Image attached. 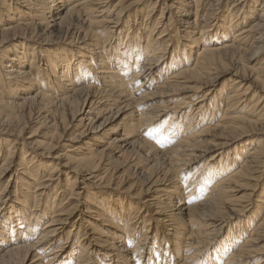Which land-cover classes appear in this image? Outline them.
I'll return each instance as SVG.
<instances>
[{"label":"bare ground","instance_id":"bare-ground-1","mask_svg":"<svg viewBox=\"0 0 264 264\" xmlns=\"http://www.w3.org/2000/svg\"><path fill=\"white\" fill-rule=\"evenodd\" d=\"M263 170L264 0H0V264H264Z\"/></svg>","mask_w":264,"mask_h":264},{"label":"rangeland","instance_id":"rangeland-1","mask_svg":"<svg viewBox=\"0 0 264 264\" xmlns=\"http://www.w3.org/2000/svg\"><path fill=\"white\" fill-rule=\"evenodd\" d=\"M228 81V76L227 77H225V78H223L221 81H220V83H219V85H216V87H215V89L217 90V89H219L220 87H221V85L223 84V83H225V82H227ZM237 145L239 144L238 142H235ZM228 152V148L227 147H225L224 149H223V152L222 153H227ZM232 153V152H231ZM231 153H230V155H231ZM209 155V154H208ZM212 155H213V153H210V156L207 158V160H208V162H211L210 161V159L212 158ZM210 158V159H209ZM217 158H215V160H216ZM204 160H206L205 159V157H203L200 161L201 162H203ZM199 162V161H198ZM200 162V163H201ZM200 165V164H199ZM263 172H264V170H263ZM255 198H256V196H255ZM242 230V229H241ZM68 230H66L65 231V233H64V236L66 235V232H67ZM238 231H240V230H238ZM239 232H235V234L234 235H239L238 234ZM225 235H227V233H224L223 234V236H225ZM63 236V237H64ZM172 248L170 249V252H171V255L173 256L174 254L172 253ZM171 255H169V256H171Z\"/></svg>","mask_w":264,"mask_h":264}]
</instances>
